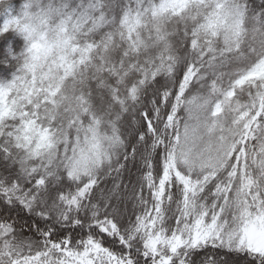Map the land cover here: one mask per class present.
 Masks as SVG:
<instances>
[{
  "label": "snow or ice",
  "instance_id": "snow-or-ice-1",
  "mask_svg": "<svg viewBox=\"0 0 264 264\" xmlns=\"http://www.w3.org/2000/svg\"><path fill=\"white\" fill-rule=\"evenodd\" d=\"M0 264H264V0H0Z\"/></svg>",
  "mask_w": 264,
  "mask_h": 264
}]
</instances>
